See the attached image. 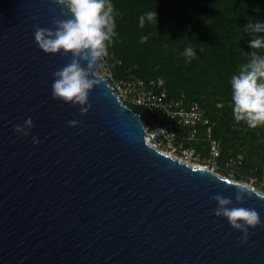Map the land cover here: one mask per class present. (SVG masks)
I'll list each match as a JSON object with an SVG mask.
<instances>
[{"label":"water","instance_id":"95a60500","mask_svg":"<svg viewBox=\"0 0 264 264\" xmlns=\"http://www.w3.org/2000/svg\"><path fill=\"white\" fill-rule=\"evenodd\" d=\"M60 0H0V264H264V193L151 146Z\"/></svg>","mask_w":264,"mask_h":264},{"label":"trees","instance_id":"16d2710c","mask_svg":"<svg viewBox=\"0 0 264 264\" xmlns=\"http://www.w3.org/2000/svg\"><path fill=\"white\" fill-rule=\"evenodd\" d=\"M104 3L100 17L108 32L97 49L112 75L162 79L169 95L199 101L222 143L221 165L241 154L236 179L261 181L264 0Z\"/></svg>","mask_w":264,"mask_h":264},{"label":"built area","instance_id":"2783aa9c","mask_svg":"<svg viewBox=\"0 0 264 264\" xmlns=\"http://www.w3.org/2000/svg\"><path fill=\"white\" fill-rule=\"evenodd\" d=\"M60 1L75 13L85 14L90 26L98 31V39L107 34L108 27L100 17L104 0ZM99 56L105 68L101 75L108 78V84L123 103L137 109L136 114L144 122L145 139L151 146L191 166L237 180L243 155L231 157L221 165L222 143L215 137L214 122L199 101L188 100L184 94L169 95L162 79L116 78L109 71V59L100 52Z\"/></svg>","mask_w":264,"mask_h":264},{"label":"rangeland","instance_id":"374dc122","mask_svg":"<svg viewBox=\"0 0 264 264\" xmlns=\"http://www.w3.org/2000/svg\"><path fill=\"white\" fill-rule=\"evenodd\" d=\"M105 71L104 64L100 63V67L98 69V73L101 74ZM262 182V183H259ZM247 183L255 186L256 189H258L260 192L264 193V190L262 189V186L264 185V178L260 181L259 179H251L247 181Z\"/></svg>","mask_w":264,"mask_h":264}]
</instances>
